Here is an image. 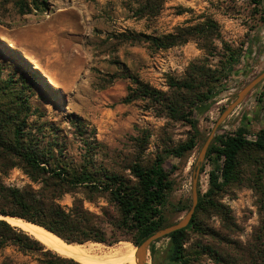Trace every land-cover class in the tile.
I'll return each mask as SVG.
<instances>
[{
	"label": "rangeland",
	"instance_id": "rangeland-1",
	"mask_svg": "<svg viewBox=\"0 0 264 264\" xmlns=\"http://www.w3.org/2000/svg\"><path fill=\"white\" fill-rule=\"evenodd\" d=\"M129 3L130 0H50L46 11L21 16L13 4L4 5L0 1L1 79L23 77L27 80L31 89L25 91L24 96L30 107L24 118L26 132L39 140L41 147L58 143L66 161L80 164L85 152L75 127L70 123L76 116L88 129L86 137L98 147L97 168L129 177L128 168L132 164L151 165L166 148L187 141L192 131L186 124L160 115L146 102L125 104L123 101L132 87L131 82L118 79L108 85L110 77L127 71L143 83L166 93L169 91L168 78H183L191 64L207 60L212 69L221 68L224 63L221 55L226 46L250 51L249 60L236 65L233 76L225 81L228 90L214 103L197 109L200 141L196 149L182 161L169 158L166 163L170 170L177 166L171 177L175 188L165 211L168 224H175L191 210L196 164L216 122L235 102L240 91L264 72V1L258 6L252 0H165L158 17L142 20L135 18L126 8ZM207 19L218 25L219 37L213 41L217 49L214 56L203 50L198 40L157 52L145 44H124L117 40L128 32L157 37L169 35L179 28L202 24ZM260 92L254 90L219 129L235 133L245 127L250 136L259 132L264 126V110L258 102ZM8 101L0 97V107ZM213 170L209 161L203 172L200 171L202 196L209 189ZM255 171L253 166L243 167V182L227 188L220 198V203L230 211L231 230L224 227L218 216L202 217L206 227L221 234L225 242L190 232V247L197 241L212 244L230 255V264H244L240 261L241 251L253 244L261 224ZM0 178L5 186L12 188L38 190L42 186L33 183L20 168L7 173L0 170ZM85 195L83 191L66 194L59 203L69 210L74 200L80 199L85 208L97 216L103 217L105 209L110 216L117 217L115 208L106 199L90 202ZM179 202L190 205V210L172 216V207ZM107 231L111 233L108 224ZM121 243L133 245L125 241L112 247L85 245L108 251ZM167 246L168 241L161 240L155 255L149 253L147 264H164ZM6 257L21 264H37L34 258L24 257L13 249L0 252V264ZM193 264L216 263L202 256Z\"/></svg>",
	"mask_w": 264,
	"mask_h": 264
},
{
	"label": "trees",
	"instance_id": "trees-1",
	"mask_svg": "<svg viewBox=\"0 0 264 264\" xmlns=\"http://www.w3.org/2000/svg\"><path fill=\"white\" fill-rule=\"evenodd\" d=\"M0 1L4 5L13 4L21 16L44 12L50 2ZM164 1L130 0L126 8L137 19H152L160 15ZM263 1L252 0L258 6ZM218 37L217 23L207 19L202 24L179 28L169 35L157 37L128 32L117 40L124 44H145L153 52L166 51L185 45L190 40H198L201 48L214 56L217 49L213 41ZM221 56L224 60L221 68L212 69L208 61L204 60L191 64L183 78L169 77V91L166 93L143 83L127 71L110 77L108 85L118 79L131 82L132 87L123 101L125 104L146 102L160 115L173 122L184 123L192 131L187 141L176 147L166 148L163 154L156 156L151 165L144 166L138 162L132 164L128 168L131 173L129 177L97 168L95 156L98 147L86 137L88 129L76 116L70 123L75 127L85 152L80 164L66 161L63 148L58 143L41 147L39 140L26 132L24 118L30 107L24 96L25 91H30L31 87L23 77L18 80L15 77L2 80L0 68V97L9 99L0 107V170L7 173L20 168L33 183L42 185L38 190L32 187L12 188L5 186L0 178V215L40 226L72 245L91 243L112 247L125 241L139 248L157 232L173 226L174 224H168L165 211L175 188L171 177L177 166L170 170L166 163L169 158L182 161L196 149L200 141L197 109L214 103L228 90V83L225 81L233 76L236 65L242 60H249L250 51H244L243 47L233 50L226 46ZM257 89L261 90L258 102L264 110V84ZM209 161L214 168L210 173L209 189L203 196L199 190L198 206L189 226L165 239L168 246L164 264H193L202 256L211 258L216 264H230V255L215 245L197 241L190 247L189 233L225 242L221 234L206 227L202 217L218 216L226 229H232L230 211L220 203V198L227 188L241 183L242 169L247 165L256 170L254 181L260 195L261 224L256 230L253 244L241 251L240 261L244 264H264V126L252 136L245 127L239 128L235 133L219 129L208 150L204 166ZM78 191H83L90 202L98 198L106 199L115 208L117 217L110 216L105 209L103 217L97 216L87 210L84 201L80 199H75L69 210L61 206L59 201L66 194ZM189 210L190 205L179 202L172 207L171 215ZM107 224L111 227V233L107 231ZM159 242L151 246L152 255H155ZM7 249H13L24 257L30 256L37 264H80L55 253L23 230L0 219V252ZM3 264L21 263L6 257Z\"/></svg>",
	"mask_w": 264,
	"mask_h": 264
},
{
	"label": "bare ground",
	"instance_id": "bare-ground-1",
	"mask_svg": "<svg viewBox=\"0 0 264 264\" xmlns=\"http://www.w3.org/2000/svg\"><path fill=\"white\" fill-rule=\"evenodd\" d=\"M6 221L13 227L23 230L48 249L80 264H137V251L135 252L134 246L129 243H121L117 247L103 251L101 247L87 248L86 245L68 244L46 229L18 218L8 217Z\"/></svg>",
	"mask_w": 264,
	"mask_h": 264
},
{
	"label": "water",
	"instance_id": "water-1",
	"mask_svg": "<svg viewBox=\"0 0 264 264\" xmlns=\"http://www.w3.org/2000/svg\"><path fill=\"white\" fill-rule=\"evenodd\" d=\"M263 84H264V72L260 74L258 77H256L252 82H250L240 91L235 102H233L227 108V110L221 115L219 120L216 122L215 127L213 128L211 134L209 135L208 139L206 140L201 150L200 156L196 164V171L194 173L193 186H192L193 203L191 210L188 212V214L184 219H182L181 221H179L178 223L174 224L171 227H168L164 230L157 232L152 237L147 239L139 248L134 246L137 249V253H136L137 264H147V258L150 253V248L154 243L164 240L171 234L183 230L189 226V224L191 223L194 217L199 202V178H200L201 166L204 163L208 150L216 137V133L218 132L219 128L226 122V120L235 112V110L239 106H241L245 102V100L253 93V91ZM6 218L8 217L0 215L1 220L6 221Z\"/></svg>",
	"mask_w": 264,
	"mask_h": 264
}]
</instances>
